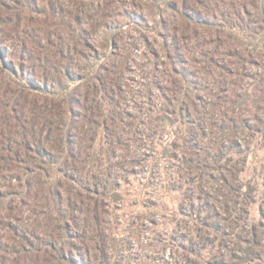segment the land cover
I'll return each mask as SVG.
<instances>
[{
	"label": "rangeland",
	"instance_id": "1",
	"mask_svg": "<svg viewBox=\"0 0 264 264\" xmlns=\"http://www.w3.org/2000/svg\"><path fill=\"white\" fill-rule=\"evenodd\" d=\"M10 63L86 75L94 180L54 175L101 198L113 263L264 264V0H0Z\"/></svg>",
	"mask_w": 264,
	"mask_h": 264
},
{
	"label": "trees",
	"instance_id": "2",
	"mask_svg": "<svg viewBox=\"0 0 264 264\" xmlns=\"http://www.w3.org/2000/svg\"><path fill=\"white\" fill-rule=\"evenodd\" d=\"M88 65L78 69L90 71ZM8 66L10 72L0 82L5 97L0 115V167L8 171L3 177L7 184L0 186L2 221L8 228L7 239H0V264H115L101 198L90 189L72 188L65 179L59 183L54 175L55 168H63L76 171L80 184L90 185L94 180L83 174V168L97 126L92 123L85 128L91 119L72 107L84 108L86 94L79 86H69L86 75L76 78L74 71L60 66L57 76L49 70L34 76L22 64ZM93 80L96 89L109 83L101 69ZM116 88L110 86L106 92L119 96ZM54 100L56 112L51 113ZM115 115L111 110L102 122L112 126Z\"/></svg>",
	"mask_w": 264,
	"mask_h": 264
}]
</instances>
